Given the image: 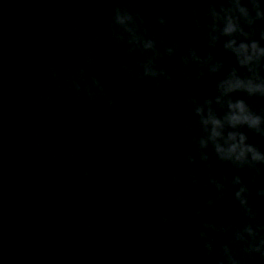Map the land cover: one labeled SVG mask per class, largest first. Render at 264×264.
<instances>
[{"label":"water","instance_id":"water-1","mask_svg":"<svg viewBox=\"0 0 264 264\" xmlns=\"http://www.w3.org/2000/svg\"><path fill=\"white\" fill-rule=\"evenodd\" d=\"M30 1L0 0V264L160 262L162 256L153 251L159 247L174 254L177 264H208L209 258L217 264L222 258L218 245L206 252L200 224L238 225L243 217L232 192L207 207V199L216 195L204 186L209 172L239 175L264 223V197L256 195L264 175L254 177L214 157L208 161L211 168L194 169L185 159L188 152L198 158L191 134L184 131L196 119L184 102L187 91L197 99L215 95L214 81L224 72L189 85L181 70L195 77L196 65L185 68L174 55L158 62L172 82L158 84L146 77L149 88H144L135 78L140 67L132 58L140 62L146 54L130 56L128 45L112 38L113 9L127 6L144 17L149 34H163L167 44L178 42L182 48L187 40L203 56L207 43L192 18V8L202 10V0H51L41 9L44 14ZM157 14L168 20L166 31L156 22ZM215 56L225 70L235 66L220 44ZM50 65L56 66L61 86L51 77ZM80 68L88 84L92 76L101 81L115 100L112 106L103 97L90 101L83 91L79 96L73 92L70 77ZM133 86L147 93L133 100ZM244 98L256 109L264 107V98ZM173 100L179 102L170 109ZM242 130L264 150V138ZM193 170L198 184L190 181ZM197 208L199 216L194 215ZM169 212L176 219L164 226L160 218ZM209 234L229 243L243 264L259 259L231 244V233Z\"/></svg>","mask_w":264,"mask_h":264},{"label":"clouds","instance_id":"clouds-1","mask_svg":"<svg viewBox=\"0 0 264 264\" xmlns=\"http://www.w3.org/2000/svg\"><path fill=\"white\" fill-rule=\"evenodd\" d=\"M201 7L200 11L196 7L192 8V18L207 43L208 51L203 56L187 40L185 43L188 46L182 48L178 42L167 44L163 34H149L144 27V17L139 12L130 11L127 6L113 9V41L126 43L129 54L136 51L146 54L140 61V71L135 73L136 79L143 80L147 77L158 84L172 82V75L158 62L174 55L179 56L180 63L185 68L190 64L196 65L195 77L181 70L180 74L189 85L193 79L198 80L223 71V76L214 81L215 95L197 99L191 91L186 90L184 102L191 105L196 119L192 125H186L184 131L191 134V142L196 146L198 158L188 152L185 159L194 169L201 165L211 168L208 161L210 157H214L228 163L233 169H248L254 177L264 175V150L258 144L249 142L248 135L242 130L247 129L264 138V107L256 109L244 98H264V28L257 25V21H264V0H202ZM155 20L166 31V17L157 14ZM218 44L234 57L235 66L225 70L224 62L215 56ZM93 60L94 57L89 56L87 63L92 64ZM121 68L127 72L132 71L127 65H121ZM49 73L57 86H61L55 65L49 66ZM70 82L77 96L83 91L90 101L100 96L108 106L115 103L105 93L103 84L96 76H92L91 84L87 83L84 68L72 75ZM235 93L244 95L234 96ZM178 102L173 100L169 108H174ZM197 128L198 132L195 131ZM84 175L87 176V172ZM189 178L192 184L200 183L195 170L189 173ZM177 179L175 175L172 176V182ZM204 186L214 188L216 193L214 198L207 199L208 208L211 209L216 201L223 199L227 192H232L233 200L243 217L238 225L201 223L198 235L206 252L213 253L218 245L222 258L217 264H243L230 244L214 240L209 234L210 230L231 233L230 243L238 245L241 253L249 256L257 254L260 260H264V223L258 220L257 210L249 203L252 193L248 184L242 182L239 175L229 178L209 172ZM163 193L168 195L166 189ZM256 195L264 197V182L257 185ZM176 199L182 202L183 194L178 193ZM194 215H200L199 208ZM175 219V213L169 212L161 216L160 222L167 226Z\"/></svg>","mask_w":264,"mask_h":264}]
</instances>
